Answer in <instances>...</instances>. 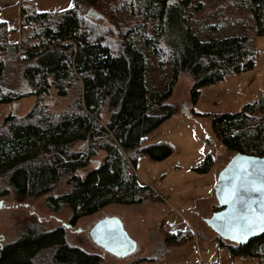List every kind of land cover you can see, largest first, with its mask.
Instances as JSON below:
<instances>
[{"label":"trees","instance_id":"16d2710c","mask_svg":"<svg viewBox=\"0 0 264 264\" xmlns=\"http://www.w3.org/2000/svg\"><path fill=\"white\" fill-rule=\"evenodd\" d=\"M74 7L53 17L29 13L21 8L22 38L10 44L8 27L0 21V81L6 70L5 57L32 61L24 71L30 82L34 107L23 117L8 114L0 130V179L18 197L38 198L50 194L66 179L71 191L49 197L47 207L58 211L67 206L70 226L108 206H136L161 202V198L131 171L141 156L162 161L173 154L168 143L143 147L146 137L176 108L168 105L181 76L192 81L191 98L196 103L202 89L218 84L227 76L253 70L257 52L251 35H231L200 41L192 32L190 13L193 0H136L132 10L140 22L112 47L88 16V8H101V0H73ZM257 37H264V0H248ZM96 8V9H95ZM102 9V8H101ZM43 24L39 42L30 44L25 29ZM142 37L153 54L170 58V71L161 87L147 84L144 52L129 39L131 33L146 31ZM129 34V35H128ZM81 82V97L64 112L50 116L40 101L52 88L66 97L74 83ZM25 96L0 88V106L16 104ZM166 112V114H161ZM45 115V116H43ZM107 115L105 125L99 120ZM43 116V117H42ZM213 130L227 152L264 157V96L239 112L223 113L212 119ZM89 142L74 151L79 142ZM104 152L103 162L86 171L92 158ZM214 162L211 154L195 169L207 173ZM219 208L216 207L215 212ZM190 233L169 235L166 242L181 245ZM231 258H245L264 264V235L246 246L230 244L217 237ZM103 258L71 246L66 231L31 230L17 241L0 248V264H101Z\"/></svg>","mask_w":264,"mask_h":264},{"label":"rangeland","instance_id":"374dc122","mask_svg":"<svg viewBox=\"0 0 264 264\" xmlns=\"http://www.w3.org/2000/svg\"><path fill=\"white\" fill-rule=\"evenodd\" d=\"M135 2L101 0L102 9L88 8V12L93 9L97 13V16H91V22L97 27V35H104L112 47H117L123 35L140 22V17L132 10ZM21 7L27 8L29 13H49L57 17L72 9L74 1L21 0L19 8L3 12L2 18L7 21L11 44H19L22 38ZM190 13L192 32L200 41L248 34L255 39L257 58L253 70L229 75L218 84L204 87L196 103L191 98L192 79L187 75L180 77L168 101V105L176 108L175 114L152 131L143 143V147L168 143L174 149L173 154L162 161L141 156L131 171L153 189L161 202L108 206L95 215L81 219L76 226L67 228L65 225L70 226L71 210L64 206L52 211L46 204L47 198L59 197L71 191L66 179H62L50 194L38 198L18 197L10 192L8 196L0 198V202L5 204L0 211V245H9L31 230L48 232L64 227L67 242L101 256V264H254L244 258H231L227 249L220 246L218 236L208 226L207 220L218 207L215 196L218 177L233 157L217 138L212 119L223 113L239 112L245 105L259 103L264 96V37L255 35L248 0H193ZM42 25L38 22L26 27L25 38H30L31 45L40 41ZM144 32L147 30L131 33L129 39L145 54L147 84L159 89L170 71V58L166 55L159 60L145 46ZM29 63L17 60V63L8 65L7 84H3V81L0 83V88L5 92L25 96L16 103L15 108L13 104L0 106V130L8 114L23 118L36 103L35 98L29 96L32 92H29L30 82L26 80L29 86L25 89L22 84ZM74 85L66 97L58 96L57 90L52 88L40 101V109L47 116L67 110L81 97L80 80ZM186 108L190 116L183 113ZM161 114L165 115L166 112ZM107 120L108 116L105 115L99 120V125H105ZM88 146L89 142H79L73 150H84ZM209 154L214 158L211 169L205 174L197 173L195 169L203 164ZM104 158L105 153L98 152L86 171L92 170ZM3 190L10 191L5 178L0 179V191ZM107 217H117L122 221L129 237L137 243L134 254L118 258L93 242L90 236L92 228ZM180 233H190L191 237L181 245L166 242L169 235Z\"/></svg>","mask_w":264,"mask_h":264},{"label":"water","instance_id":"95a60500","mask_svg":"<svg viewBox=\"0 0 264 264\" xmlns=\"http://www.w3.org/2000/svg\"><path fill=\"white\" fill-rule=\"evenodd\" d=\"M88 16H97V13L90 9ZM31 91L32 88H29ZM183 113L191 114L187 108ZM245 178L250 181L249 185L243 183ZM261 182H264V157L239 153L221 171L215 188L219 210L207 220L208 226L219 238L233 245L246 246L264 235V224L248 227L249 220H256L264 212V191L247 188L252 185L258 188ZM4 208L5 204L1 201L0 211ZM65 227L71 228L68 225ZM90 236L98 247L118 258L128 257L137 250V243L129 237L117 217L99 221L92 228Z\"/></svg>","mask_w":264,"mask_h":264},{"label":"crops","instance_id":"0c3cea01","mask_svg":"<svg viewBox=\"0 0 264 264\" xmlns=\"http://www.w3.org/2000/svg\"><path fill=\"white\" fill-rule=\"evenodd\" d=\"M20 1L21 0H0V21L1 22H5L6 24H7V21L5 20V19H3L2 18V16H3V12H5L6 10H9V9H15V8H19V3H20ZM22 8V7H21ZM20 13H21V10H20ZM11 44V43H10ZM12 45H14V44H12ZM5 62H6V70H5V73H4V77H3V79L1 80V82L0 83H2V81H3V84L4 83H6L5 82V80H6V76L8 75V73H7V68H8V65H10L11 63L12 64H14V63H17V60H15V59H11V58H9V57H5ZM34 64V62H32V61H30V63H29V66H31V65H33ZM27 68V67H26ZM15 75V72H13V76ZM24 75V74H23ZM8 79H9V77H8ZM7 79V80H8ZM27 79L25 78V76H24V80H23V82H22V84H23V88L25 89V88H27V85H28V83H27V81H26ZM7 84V83H6ZM20 86V85H19ZM29 86V85H28ZM20 87H22V86H20ZM18 88V87H17ZM29 88H32L31 87V85H30V87ZM2 89V88H1ZM245 259V258H244ZM246 260V259H245ZM246 261H251L252 263H254V264H258L256 261H254V260H246Z\"/></svg>","mask_w":264,"mask_h":264},{"label":"snow or ice","instance_id":"6c2138e0","mask_svg":"<svg viewBox=\"0 0 264 264\" xmlns=\"http://www.w3.org/2000/svg\"><path fill=\"white\" fill-rule=\"evenodd\" d=\"M249 176H250V173H249ZM243 183L245 185H249L250 184V181L247 178H245V180L243 181ZM247 190H251V191H264V182H261L259 184V187L258 188L255 187L254 185H252V186L248 187ZM233 195H235V193ZM257 223L264 224V212H262L257 217L256 220H249L248 221V227L249 228L254 227V226H256ZM243 234H244L243 231H241V236H243Z\"/></svg>","mask_w":264,"mask_h":264},{"label":"flooded vegetation","instance_id":"af4514ba","mask_svg":"<svg viewBox=\"0 0 264 264\" xmlns=\"http://www.w3.org/2000/svg\"><path fill=\"white\" fill-rule=\"evenodd\" d=\"M13 105H16V104H13ZM0 248H1V245H0Z\"/></svg>","mask_w":264,"mask_h":264}]
</instances>
